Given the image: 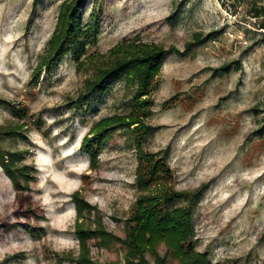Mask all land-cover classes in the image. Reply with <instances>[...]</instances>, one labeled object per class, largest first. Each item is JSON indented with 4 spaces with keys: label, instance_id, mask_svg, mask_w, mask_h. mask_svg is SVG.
<instances>
[{
    "label": "rangeland",
    "instance_id": "1",
    "mask_svg": "<svg viewBox=\"0 0 264 264\" xmlns=\"http://www.w3.org/2000/svg\"><path fill=\"white\" fill-rule=\"evenodd\" d=\"M62 1L0 0V126L24 124L25 136L6 137L2 146L25 152L34 170L29 189L18 192L0 166V264H81L74 260L76 190L107 230L124 238L140 195L134 139L114 132L93 168L81 143L94 122L130 112L134 89L117 83L103 98L91 97L90 107L75 101L101 56L123 39L181 49L195 32L214 35L186 54L164 56L145 120L156 130L143 148L167 152L174 189L206 184L193 208L196 250L214 263L264 264V28L251 1L99 0L100 31L86 67L77 68L68 54L52 72L35 74ZM98 6L87 0L83 22ZM231 62L237 70H214ZM89 218L82 223L93 227ZM88 248L100 263L125 254L120 241L103 247L90 239Z\"/></svg>",
    "mask_w": 264,
    "mask_h": 264
},
{
    "label": "trees",
    "instance_id": "2",
    "mask_svg": "<svg viewBox=\"0 0 264 264\" xmlns=\"http://www.w3.org/2000/svg\"><path fill=\"white\" fill-rule=\"evenodd\" d=\"M230 1L236 5L248 0ZM250 1L252 15L260 19L259 26L264 28V0ZM86 2L87 0H63L60 3L54 32L47 41L45 53L40 58L35 74L43 69L47 73L52 72L68 54L77 68L86 67L90 56L87 55V49L97 41L102 16L99 0H94V5L99 6L93 9L89 20L83 22L82 10ZM212 35L214 32L205 35L195 32L192 40L185 42L181 49L173 45L164 47L143 42L139 37L123 39L101 56L100 62L95 66V76L85 82L83 92L75 101L80 107L84 103L90 107L91 97L103 98L117 83H124L134 89L130 112L114 114L94 122L89 134L82 140L81 149L88 155L91 167H96L98 156L113 133L118 130L126 131L134 139L136 147L135 186L140 195L126 219L124 238H119L107 230L96 207L88 203L80 191L73 192L72 199L76 208L75 233L79 241V253L74 258L75 261L81 264H168V259L171 258L177 264H223L212 262L206 253L196 250L191 242L195 235L193 208L207 187L206 184L191 191L174 189L170 184L172 173L167 163V152H150L143 148L144 137L156 130L155 126L147 124L145 120L152 114V87L162 68L164 56L186 54ZM95 61L97 60L93 59ZM237 69L238 66L231 62L214 70L229 73ZM13 112L20 116L26 113L24 108L16 107ZM23 127L24 124L17 128L0 126V166L18 192L29 189L34 170L24 162L25 152L6 150L2 146V140L14 135L25 137L21 131ZM175 200H186L187 204L172 206ZM85 217L94 220L93 227L83 225ZM90 239H95L103 247L120 241L125 249L123 259L103 263L94 261L88 248ZM161 246L165 248L164 253L159 251ZM148 255L153 257V261Z\"/></svg>",
    "mask_w": 264,
    "mask_h": 264
}]
</instances>
